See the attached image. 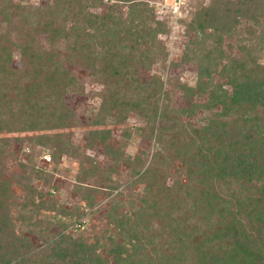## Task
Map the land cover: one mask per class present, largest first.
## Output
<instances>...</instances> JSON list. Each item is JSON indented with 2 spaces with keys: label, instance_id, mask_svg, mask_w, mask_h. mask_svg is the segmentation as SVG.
<instances>
[{
  "label": "trees",
  "instance_id": "16d2710c",
  "mask_svg": "<svg viewBox=\"0 0 264 264\" xmlns=\"http://www.w3.org/2000/svg\"><path fill=\"white\" fill-rule=\"evenodd\" d=\"M15 1L17 3L9 7L22 12L26 10L21 6L22 0ZM45 1L44 7L28 11L35 20L27 29L28 12L26 19L21 17L18 39L14 40L6 27L10 0H0V135H14L0 137V264H264V63L248 56L230 62L221 70L228 91L221 86L214 87L209 91L207 102L201 106L191 103L195 90L203 89L201 83H197L195 89L182 88L188 103V109L183 112L188 116L199 108L209 111L219 105L222 114L233 112L239 119L208 122L188 132L182 125L161 126L155 134L157 139L170 131L177 139L182 133L181 142L166 146L168 149L174 146L168 156L169 162L154 153L146 166L141 157L143 154L128 158L121 152V145L110 144L109 127L124 123L129 113L150 122L172 120L173 117L166 114L169 102L158 104L159 96H162L158 83L146 98L139 92L135 93V101L120 98L119 86L128 89L131 85L123 81V77L128 72L132 74L130 64L134 58L122 59L111 52L118 43L112 41L114 33L109 23L116 24L117 20H113L109 12L117 3H124L129 5L130 14H139V18L130 19L136 32H132L133 38L127 46L130 51L138 52L137 64H143L147 59L146 39L153 30L150 26L153 14L142 18L143 12L136 9L140 6L139 0H114L106 14L93 16V20L85 19L83 28L74 24L66 27V20L83 13L86 0H67L66 5L60 0L50 4L49 0ZM75 5L78 11L73 12ZM250 10L262 11L260 18L264 20V0H234L232 3L212 0L195 22V29L202 35L207 29L213 33L215 26L229 15ZM135 19L137 23L133 22ZM223 23L222 29L226 27ZM84 28L93 29L95 34H88ZM72 35L74 39L69 42L67 39ZM39 36H44V45L48 49L36 40ZM87 38L90 41L98 38L96 44L106 49L98 73L103 84L112 90L102 100L96 116L89 118L92 126L97 128L88 132L84 147H101L109 160V169L103 172L102 179L108 195L119 187L111 177V173L118 177L119 163L128 165V174L120 186L122 189L108 202L104 213L106 229L99 236L72 238L61 232L43 247L34 248L29 236L40 235L47 229L41 230L43 220L32 222L33 216L47 207L40 202L42 195L27 183L36 179L46 184L51 176L35 168L29 157L26 164L19 165L17 175L7 178L3 174L5 149L11 141L18 146L32 144L48 150L53 166L62 156L76 155L68 138L71 132L67 133L73 127L72 112L62 103L66 94L76 91V85L66 68L61 67L56 48L65 40L64 45L70 53L79 56L83 50L91 49ZM256 39L264 44V31H260ZM140 46L142 50L138 49ZM88 55H96V52ZM15 56L20 69L12 67ZM201 69L199 66V73ZM134 82V88L141 90L137 79ZM248 115L253 119L245 117ZM135 131L142 136L144 129ZM131 135L129 129L121 130L123 139L129 140ZM196 143L200 145L195 147ZM84 159L90 175L99 172L90 159ZM173 162L179 163L186 184L178 179L169 186L166 184L167 169ZM13 185L20 189V197L14 194ZM136 185L141 186V191L133 195V201H128L132 211L119 214L124 192ZM91 193L96 190L86 189L85 197L90 206L93 204ZM191 195L194 198L191 197L193 205L189 209L186 199ZM55 207L51 205L47 209L70 221L76 222L83 216L77 208L67 211ZM15 208L21 211L20 219L27 226L26 234L14 230L17 218H13L12 210ZM199 221H205L204 230L197 227ZM153 222L157 228L151 227ZM44 224L49 225L48 222ZM98 250L104 251L106 257L96 253Z\"/></svg>",
  "mask_w": 264,
  "mask_h": 264
},
{
  "label": "rangeland",
  "instance_id": "374dc122",
  "mask_svg": "<svg viewBox=\"0 0 264 264\" xmlns=\"http://www.w3.org/2000/svg\"><path fill=\"white\" fill-rule=\"evenodd\" d=\"M54 1L49 0L48 2L50 4V2ZM60 1L66 5L67 0ZM151 1L154 0H139L137 2H139L140 6L136 8L139 10L138 12H143L140 14L142 18L148 17L149 13L153 14L150 25L153 30L150 31V35L146 39V44L148 45L147 59H144L143 64H137L138 52H132L127 48L130 38H133L131 36L132 32H136V27L134 28L135 25L131 20L140 17L139 14H130L128 4L117 3L113 11L109 12L114 17L113 20H117V23H109L114 33L113 40L111 37H107L114 43H118L112 48L111 52L115 55L117 54L119 58L122 57V59L130 58L131 56L134 58L130 64L132 74L128 72L123 77V81L130 82L131 85L128 89H121L119 86L120 98L123 96L124 100L135 101L136 92H139L141 97L146 98L150 90H153L155 84L157 85L158 83L160 85L159 92L162 94V96H159L158 104L169 102L166 114L169 117H173L172 120L162 121L157 119L154 122H150L140 119L134 113H129L124 123L118 125V127H109L111 132L110 144L112 146L121 145V152L128 158L143 154L141 157L145 160V165H148L150 156L154 153L169 162V154L173 152L174 146L181 142L179 140H181L182 133L177 139L173 137L175 134L170 131H166L162 135L163 137L157 139L155 134H158L157 132L161 126L182 125L185 128L184 130L188 132L189 129H199L208 122H228L239 119V115L233 112L222 114L219 105L209 111L199 108V110L193 111L188 116L185 114V110L188 109V103L183 96L182 88L195 89L196 84L201 83L204 86L203 89L201 91L195 90L193 96H191V103L201 106L207 102L209 91L214 89V87L221 86L222 89L228 91V87L224 83L225 80L221 76V70L223 67L226 68L230 62L240 61L248 56L255 57L259 62L264 63V44H260L256 39L259 32L264 31V20L260 18V15L263 14L262 11L250 10L243 11L240 15H229V18L222 20L215 26L213 33L210 29H207L204 31L205 34L202 35L195 29V22L201 18V13L212 0H189L184 16L175 25H173L172 21L165 23L163 22L164 20H160L154 13ZM227 1L232 3L234 0ZM45 2V0H22L21 6L23 8L24 6L26 7V10L22 12L14 7H9L17 3L15 0H10V5H7L8 9L6 11L8 21L6 27L8 29L7 33L12 39H18V28L23 21L21 17L26 19L28 11L32 12L36 8L44 7ZM97 2L98 4H96ZM1 3L4 2L2 1ZM114 3V0H86L82 6L83 13H80L77 18L72 17V20H66V27L74 24L78 28H83L85 19L93 20V16L99 17L106 14L108 7ZM76 11H78L77 5L73 7V12ZM28 16V23H25V29L28 28V25L33 24L35 20L29 12ZM133 22L137 23V20L135 19ZM223 22L226 24L224 29H222ZM157 23L160 25L156 26L155 24ZM111 24L113 25L111 26ZM147 28H149V24ZM84 31L91 35L95 34V31L91 28H84ZM73 39L74 36L72 35L67 40L70 42ZM36 40L41 46L48 49L47 45H44V36L36 37ZM87 40L91 49L89 51L83 50L84 53L79 56L76 54L77 56L75 55L74 57L70 53L64 45L65 40L63 42L60 41L56 48L58 59L62 62L61 67L66 68L69 77L73 79L76 85V91L66 94L62 99L65 108L72 112L73 127L69 128L67 133L71 132L70 134L68 133V138L70 139V146L75 149L74 153L76 155L62 156L57 165L53 166L49 161L48 150L32 144L23 143L18 146L11 141L5 149L7 153L3 159V174L7 178L17 175L19 165L26 164L28 158L32 157L31 162L35 165V168L45 171L51 176L49 183L46 184L36 179H31L27 183V185L36 189V192L42 195L40 202L44 204V207L51 208V205H55V208L61 207L67 211L77 208L79 212L83 213V216L75 222L73 220L70 221L67 217H60L55 211H50L47 208L46 210H41L37 216H33L34 220L32 222L43 220L44 223L48 222L49 225L47 226L43 223L40 226L41 230L45 228L47 230L41 231L40 235L29 236L34 248L43 247L48 241H51V238L56 237L61 232L72 238L81 236L90 237L91 239L93 236H99L100 232L106 229L107 219L104 213L106 207H108V202L111 197H114L116 192L122 189L120 186L124 184L128 174V165L119 163L118 177L111 173V177L114 178L113 181H117L119 187L108 195V190L105 189L106 183L102 179L104 177L103 172H107L109 169V160L105 158L101 147L95 146L92 149L84 147L88 132L97 128L92 126L89 118L96 116L102 100L112 90V88L103 84L102 76L98 73L103 63L101 57L105 55L106 49L96 44L98 38L92 41L87 38ZM138 49L142 50V46ZM92 51L96 52V55H88ZM199 66L202 68L200 73ZM12 67L20 69V62L16 56L13 58ZM133 70H135V73H133ZM135 79L142 87L141 90L134 88L136 85ZM164 95H167V99H164ZM181 110L182 112H180ZM256 114L259 116V111ZM245 117L253 119L251 115ZM137 128L144 129L142 136L140 132L135 131ZM122 129H129V132H131L132 135L129 140L122 138ZM151 129L153 130L150 136ZM65 132L66 130H64ZM50 133L52 132H47V134ZM147 135L150 137H146ZM11 136L14 135H0L1 138H10ZM171 137L175 140L174 142H171ZM170 143L174 144V146L169 149L166 148ZM199 145L200 143H196L194 146L197 147ZM84 158L90 159L99 172L90 175V172H88L89 166ZM84 172H87V174L83 175ZM182 175V169H180L178 162L169 163L166 184L169 186L172 181L177 179L181 180L182 184H186ZM12 187L14 194L20 197L22 195L20 189L15 185ZM86 189L96 190V193H91L92 206L88 204L89 201L85 197ZM140 191L141 186L136 185L134 188L132 187L124 192L122 204L118 209L119 214L132 211L128 201H133V195L138 194ZM191 197L192 195L186 199L187 208L189 209L193 205ZM12 216L17 218L14 222L15 232L26 234L27 226L20 219L22 216L21 211L18 208L13 209ZM196 224L201 230L206 228L205 221H199ZM63 225L66 228L63 229ZM156 226L157 224L154 222L151 224L153 228H157ZM61 229L63 230L61 231ZM143 233V231H140V234ZM96 253L106 257V253L102 250H98Z\"/></svg>",
  "mask_w": 264,
  "mask_h": 264
},
{
  "label": "built area",
  "instance_id": "2783aa9c",
  "mask_svg": "<svg viewBox=\"0 0 264 264\" xmlns=\"http://www.w3.org/2000/svg\"><path fill=\"white\" fill-rule=\"evenodd\" d=\"M188 2L189 0H154L150 3L160 20L165 23L172 21L175 25L184 16Z\"/></svg>",
  "mask_w": 264,
  "mask_h": 264
}]
</instances>
